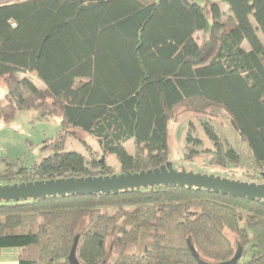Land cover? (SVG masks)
<instances>
[{
	"label": "trees",
	"instance_id": "trees-1",
	"mask_svg": "<svg viewBox=\"0 0 264 264\" xmlns=\"http://www.w3.org/2000/svg\"><path fill=\"white\" fill-rule=\"evenodd\" d=\"M221 3L228 6L223 10ZM204 33L202 43L196 37ZM264 0H14L0 4V119L36 109L61 120L32 166L8 163L6 184L116 173L105 159L65 149V135L93 136L122 172L167 164L169 122L178 107L224 110L264 169ZM247 42L249 47H245ZM35 72L43 87L18 72ZM210 162L241 166L237 148L210 121ZM133 139L137 153L126 142ZM85 143L84 139H81ZM202 140L188 133L192 160ZM264 264V200L187 186L0 201V258L19 264Z\"/></svg>",
	"mask_w": 264,
	"mask_h": 264
},
{
	"label": "rangeland",
	"instance_id": "rangeland-1",
	"mask_svg": "<svg viewBox=\"0 0 264 264\" xmlns=\"http://www.w3.org/2000/svg\"><path fill=\"white\" fill-rule=\"evenodd\" d=\"M14 0H0V4ZM218 1V0H216ZM223 10L227 13L228 6L221 3ZM264 41V35L260 32ZM204 33L196 34L199 43H202ZM249 47L248 43H244ZM21 78L31 79L37 86L43 87V83L37 78L35 72H18ZM7 86L0 78V102L5 99ZM203 121H210L219 134L222 141H227L231 146L237 148L242 157L241 166L229 165L222 167L210 162L208 149H216L212 140L203 128ZM61 120L54 115L43 116L39 110H22L13 119H0V170L8 167V163H16L18 166H32L39 163L50 151L46 149L51 140L57 136L61 130ZM188 133L202 140V145L198 147L200 154L192 160L186 158L189 152L187 145ZM85 140V143L81 141ZM128 151L135 155L137 147L133 139L126 142ZM169 145L171 163L175 168H185L188 171L214 174L230 179L242 181L264 182V169L260 170L252 165L250 152L237 132L231 117L224 110H219L214 116L210 113L194 114L184 107H178L169 122ZM65 149L82 152L89 160L93 157L103 158L96 139L89 133L80 129H71L65 135ZM107 164L115 169L116 173H121V167L115 156H104ZM0 184H6L0 182Z\"/></svg>",
	"mask_w": 264,
	"mask_h": 264
},
{
	"label": "water",
	"instance_id": "water-1",
	"mask_svg": "<svg viewBox=\"0 0 264 264\" xmlns=\"http://www.w3.org/2000/svg\"><path fill=\"white\" fill-rule=\"evenodd\" d=\"M159 185L205 188L225 195L239 196L251 200H264V183L230 179L214 174L188 171L185 168L178 169L171 163H167L140 172L0 184V201H26L48 196H66L68 194H104ZM79 238L80 236L77 235L69 255L71 264H81L77 257ZM192 252L203 264H236L241 257L242 250L238 248L232 259L216 263L200 259L194 249H192Z\"/></svg>",
	"mask_w": 264,
	"mask_h": 264
},
{
	"label": "crops",
	"instance_id": "crops-1",
	"mask_svg": "<svg viewBox=\"0 0 264 264\" xmlns=\"http://www.w3.org/2000/svg\"><path fill=\"white\" fill-rule=\"evenodd\" d=\"M20 249L17 247H6L1 251L0 264H19Z\"/></svg>",
	"mask_w": 264,
	"mask_h": 264
},
{
	"label": "flooded vegetation",
	"instance_id": "flooded-vegetation-1",
	"mask_svg": "<svg viewBox=\"0 0 264 264\" xmlns=\"http://www.w3.org/2000/svg\"><path fill=\"white\" fill-rule=\"evenodd\" d=\"M258 183H262V182H258ZM264 183V182H263Z\"/></svg>",
	"mask_w": 264,
	"mask_h": 264
}]
</instances>
